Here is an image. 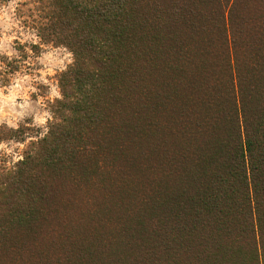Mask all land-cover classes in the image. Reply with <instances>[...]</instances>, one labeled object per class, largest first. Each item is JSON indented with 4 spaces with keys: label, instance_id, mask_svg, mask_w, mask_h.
<instances>
[{
    "label": "trees",
    "instance_id": "1",
    "mask_svg": "<svg viewBox=\"0 0 264 264\" xmlns=\"http://www.w3.org/2000/svg\"><path fill=\"white\" fill-rule=\"evenodd\" d=\"M76 1L81 37L68 43L75 62L63 79L75 77V87L102 96L99 69L107 66L97 63L119 60L130 71L129 93H149L154 83L156 109L163 114L174 104L184 120L166 164L172 173L155 183L133 227L126 225L125 248L131 240L151 245L135 255L139 264H264V24L257 30V19L247 18L253 0ZM68 121L52 125L19 163L13 186L25 196L32 168L52 180L91 161L79 136L84 123ZM139 128L128 120L126 134L133 138ZM152 214L162 225H144ZM120 246L100 255L135 264L133 249Z\"/></svg>",
    "mask_w": 264,
    "mask_h": 264
},
{
    "label": "rangeland",
    "instance_id": "2",
    "mask_svg": "<svg viewBox=\"0 0 264 264\" xmlns=\"http://www.w3.org/2000/svg\"><path fill=\"white\" fill-rule=\"evenodd\" d=\"M76 3L0 0V239L8 240L0 244V264H111L100 254L119 244L120 250L133 249L139 264L135 255L143 256L151 246L131 240L125 248L131 233L126 225L133 227L144 205H150L146 198L155 183L163 184L172 173L166 164L179 147L182 113L174 104L166 113L157 110L158 96L150 93L154 83L149 93H129L130 71L119 60L97 63L107 66L98 68L102 96L85 94L89 86L75 87V77L63 79L75 62L68 43L81 37L74 24ZM62 4L68 8L61 9ZM249 7L247 18L257 19L259 30L264 0ZM74 118L84 123L79 136L91 161L52 180L34 167L27 196L16 190L12 176L19 163L52 125ZM128 120L140 125L133 138L126 134ZM40 194L42 202L35 199ZM152 215L144 225H162Z\"/></svg>",
    "mask_w": 264,
    "mask_h": 264
}]
</instances>
